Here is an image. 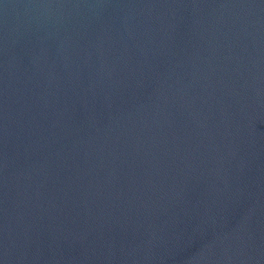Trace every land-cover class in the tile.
<instances>
[{"label":"water","instance_id":"1","mask_svg":"<svg viewBox=\"0 0 264 264\" xmlns=\"http://www.w3.org/2000/svg\"><path fill=\"white\" fill-rule=\"evenodd\" d=\"M0 264H264V0H0Z\"/></svg>","mask_w":264,"mask_h":264}]
</instances>
